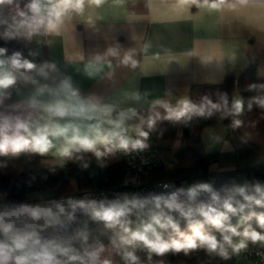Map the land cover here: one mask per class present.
Listing matches in <instances>:
<instances>
[{
    "label": "clouds",
    "instance_id": "1",
    "mask_svg": "<svg viewBox=\"0 0 264 264\" xmlns=\"http://www.w3.org/2000/svg\"><path fill=\"white\" fill-rule=\"evenodd\" d=\"M105 0H29L26 10H19L20 20L17 29H24L30 38L33 35H59L65 22L73 16L82 15L85 5L99 7ZM248 0H175L173 7L187 10L191 5L197 8L220 11L235 9L237 4H245ZM14 0H0V5H12ZM0 38L8 40L15 38V33L5 31ZM7 49L0 48V97L7 94L6 90L22 79L26 84L35 87L33 96L28 103L32 109H38L39 115L0 116V155L16 156L22 152L46 155L53 153L60 158H82L80 153H92L97 159L114 152L129 153L148 147L149 132L157 121H186L193 116L211 118L220 114L224 119L237 117L244 111V101L234 98L229 106L226 94L216 101L208 96L193 102L184 97L173 105L170 101L156 99L151 102L149 114L139 116L135 109L119 110L112 104H104L81 97L74 88L70 78L59 80L55 87L41 84L35 77L48 80L52 73L59 72L55 63L45 62L37 65L24 58L20 52L6 56ZM106 55L120 56L119 50L111 48ZM101 57H97L99 61ZM119 63L132 68L137 67L134 50L124 53ZM35 73V77L27 73ZM251 87H255L254 85ZM47 94L52 97L45 102L39 97ZM140 100L139 94L130 97ZM253 103L264 108V97H253L248 103L251 110ZM164 109L162 115L157 109ZM115 113V115H114ZM139 118V123L129 125L127 121ZM240 120L233 119L234 127L240 125ZM87 167V165H85ZM165 188L168 186L165 185ZM206 194V199H199ZM64 202H55L47 208L21 206L19 211L0 212V264H112L110 259L101 260L105 251L103 244L89 245L88 233L77 235L83 241L82 251L77 250L71 242L44 240L40 235L45 227L63 225V217L68 221L75 219L77 210L91 219L102 222L107 229L117 230L112 238V246L121 255L125 264H138L135 250L143 247L151 254L163 255L166 252L183 251L202 248L208 252H218L228 258L227 247L233 252H239L247 246V241L264 242V233L252 228L249 223L242 232L231 224L233 217L238 223L257 221L264 229V212L257 213L245 209L249 205L264 208V185L255 184L251 190L248 186L225 187L216 190L208 183L193 185L187 189L178 188L172 192L145 197L125 196L122 200L96 201L69 197ZM176 212L187 221L192 235L180 230L179 222L171 215ZM27 215L32 221H43L39 230L21 229L16 226L12 217ZM136 220H132V216ZM205 224L212 225L219 233H203ZM169 230H171L169 232ZM168 232L167 238L164 233ZM241 237L239 243L233 244L232 237ZM131 249V250H129Z\"/></svg>",
    "mask_w": 264,
    "mask_h": 264
},
{
    "label": "crops",
    "instance_id": "2",
    "mask_svg": "<svg viewBox=\"0 0 264 264\" xmlns=\"http://www.w3.org/2000/svg\"><path fill=\"white\" fill-rule=\"evenodd\" d=\"M174 4L175 0H105L99 7L86 4L83 14L66 21L59 35L41 33L29 38L26 30L19 29L23 47L30 54L27 59L38 66L45 62L55 63L59 69L48 80L35 77L34 72L27 75L49 87H55L59 80L68 77L81 97L115 105L119 110L133 108L138 117H146L151 102L156 99L168 100L175 105L178 99L189 98L192 85L219 84L226 76L238 77L251 58L257 61L256 77L264 79V0H248L245 4H237L235 9L220 11L195 5L185 11L175 9ZM111 48L119 50V58L106 55ZM130 50H134V59L138 62L136 68L119 63ZM97 57L101 59L98 61ZM6 92L0 97V116L32 113L35 118L39 115V110L32 109L28 103L35 92L33 85L18 79ZM133 93L139 94L140 100L131 99ZM234 98H240L237 92H234ZM39 99L47 102L52 97L45 94ZM157 110L164 114V109ZM235 119L241 122L236 129L255 147L245 161L237 160L232 141L226 138L224 127L217 124L207 128L202 135L205 152L217 155L215 161L201 164L186 152L183 158L166 162L159 170L141 177L130 173L121 180L129 184L203 173H244L264 164V133L245 117L244 111ZM161 121H157L150 131L145 125L144 130L156 132ZM127 123L134 126L139 123V118ZM23 153L0 156L16 160ZM40 156L50 165L65 161L51 152ZM121 165L122 158L117 152L97 159V164L87 169L92 187L102 175L117 177ZM69 183L71 191L78 190L75 179H70ZM56 192V189L36 192L29 198L41 206L43 198ZM34 224L36 221L31 220L32 227ZM101 226L103 223L97 221L84 230L88 233L87 243L104 245L101 260L107 258L112 264H125L112 246L114 229L104 241L93 240L94 230ZM74 248L82 251L80 244ZM135 255L138 264H152L147 249L139 247ZM240 264H264V254L260 262L241 259Z\"/></svg>",
    "mask_w": 264,
    "mask_h": 264
},
{
    "label": "trees",
    "instance_id": "3",
    "mask_svg": "<svg viewBox=\"0 0 264 264\" xmlns=\"http://www.w3.org/2000/svg\"><path fill=\"white\" fill-rule=\"evenodd\" d=\"M28 3L29 0H14L12 5H0V34L5 31L15 33L13 39L0 38V48L7 49L6 56L10 57L14 52H20L24 58L30 57L29 52L23 47L22 37L18 33L19 29L15 27L20 20L16 5H19V10H26L25 5ZM256 67V59L251 58L246 69L238 77L226 76L219 84L192 85L189 98L198 103L204 96L216 101L221 95L226 94L229 106H231L233 94L237 92L244 101L245 117L264 133V108L253 103L251 110L248 109V103L253 97H264V79L256 77ZM253 85L255 87H251ZM233 119L235 117L232 116L221 119L220 114H216L211 118L193 116L190 120L179 122L162 120L159 129L156 132L149 133L148 148L153 151L154 157L165 162L181 159L186 152H190L198 163L212 162L216 160L217 155H209L205 152L202 135L207 128L220 124L225 129L226 138L230 139L234 145L237 160L243 162L255 147L233 126ZM176 145H178L177 149ZM78 155L82 158L77 159L74 155L72 159L65 158V161L58 165L45 163L43 158L35 153L24 152L16 160L0 156V196L9 201H21L29 198L33 193L52 189H56V193H67L71 192L70 179L76 180L78 190L91 188L93 184L87 169L94 167L97 164V159L92 153H80ZM257 183L264 185V164L248 169L244 173L233 171L219 174L218 180L212 187L220 190L225 187L230 188L233 185H246L251 190ZM199 199H206V194H202ZM249 211L261 213L264 212V208L252 204L245 209V213ZM171 215L178 220L182 232L192 235L186 220L176 212L171 213ZM94 222L97 221L92 222V219L88 216L75 215L73 221L66 220L63 223L64 234L56 238L55 241L60 242L67 235L72 234L75 235L74 244H80L82 247L83 241L77 234ZM249 223L253 229L264 233V229L259 227L255 218L244 223H238L236 217L231 220V224L236 226L240 232ZM17 227L31 230L30 218L27 215L22 216ZM52 232L51 230L47 232L40 231V235L42 239L48 240ZM202 232L215 234L219 239V233L210 224H205ZM168 234V232L164 233L165 238ZM240 239L239 236H233V244H236ZM226 247L228 258L222 257L218 252H208L205 249L198 248L190 250L187 254L183 251H169L163 255L153 253L151 254V262L152 264H240L242 258L236 252H233L231 247Z\"/></svg>",
    "mask_w": 264,
    "mask_h": 264
},
{
    "label": "built area",
    "instance_id": "4",
    "mask_svg": "<svg viewBox=\"0 0 264 264\" xmlns=\"http://www.w3.org/2000/svg\"><path fill=\"white\" fill-rule=\"evenodd\" d=\"M117 153L122 158L121 169L117 177L105 174L99 177L96 184L89 189L50 194L42 199L41 206H37L36 202L30 198H26L21 201H9L3 197L0 198V212L19 211L21 206L47 208L53 206L55 202H64L65 207L67 208L66 201L69 197L75 200H104L107 202L117 199L122 200L125 196L131 198L132 196L145 197L150 195H159L162 193L172 192L178 188L187 189L200 183L213 185L219 178V174L216 173H203L197 176L183 177L179 179L153 180L148 182L139 181L136 183L125 184L121 179L127 174L133 173L137 177H141L142 175L161 169L166 162L154 157L153 151L148 147L143 150H137L129 153ZM165 185L168 187L165 188ZM75 215L87 216L80 210H77ZM21 218L22 216L19 218L15 216L12 217L16 226L21 222ZM62 219L63 223L67 220L66 217H63ZM42 224V220L36 221L38 230L39 225ZM58 226L60 225L45 227L42 231H54ZM239 241H237V243H239ZM60 242H71V245L75 247V235H67ZM236 253L244 260L260 262L262 261L264 254V242L258 241L253 243L252 241H247V246Z\"/></svg>",
    "mask_w": 264,
    "mask_h": 264
},
{
    "label": "rangeland",
    "instance_id": "5",
    "mask_svg": "<svg viewBox=\"0 0 264 264\" xmlns=\"http://www.w3.org/2000/svg\"><path fill=\"white\" fill-rule=\"evenodd\" d=\"M94 172V171H93ZM92 176V175H91ZM131 219L132 220H136V217L133 215L132 217H131ZM33 227H36L37 228V226H36V224H34L33 225ZM38 230V229H37ZM110 230L111 229H107V228H105L104 227V225L103 226H101V227H99V228H96L94 231V233L92 234V238H93V240H95V241H104L105 239H106V237L110 234ZM115 231H117V230H115ZM3 237L2 236H0V239H2Z\"/></svg>",
    "mask_w": 264,
    "mask_h": 264
},
{
    "label": "water",
    "instance_id": "6",
    "mask_svg": "<svg viewBox=\"0 0 264 264\" xmlns=\"http://www.w3.org/2000/svg\"><path fill=\"white\" fill-rule=\"evenodd\" d=\"M63 234H64V227L60 225L52 232L48 240H55L56 238L61 237Z\"/></svg>",
    "mask_w": 264,
    "mask_h": 264
}]
</instances>
